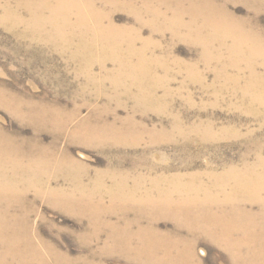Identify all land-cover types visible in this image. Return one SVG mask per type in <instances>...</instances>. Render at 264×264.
<instances>
[{"label":"bare ground","instance_id":"obj_1","mask_svg":"<svg viewBox=\"0 0 264 264\" xmlns=\"http://www.w3.org/2000/svg\"><path fill=\"white\" fill-rule=\"evenodd\" d=\"M240 3L252 13V21L230 10L231 5ZM118 9L130 12L140 27L147 26L158 33L169 30L176 39L198 46L206 63L215 61L222 70L243 65L249 70L246 78L255 102L264 105V78L256 72L257 67L264 68V25L258 20L264 15V0H0V25L20 38L51 44L68 61L76 63L79 74L97 90L96 96H104L102 85L106 78L115 81L116 88L129 79L137 93L130 94L128 87L123 91L135 98L137 106L142 100L153 102L154 95L147 99L143 95L154 91L160 82L157 70L161 64L149 54L151 42L113 22V12ZM139 44L142 46L136 47ZM108 63L113 69H107ZM96 65L100 77L94 73ZM188 70L194 74L193 69ZM6 93L0 92V104L21 121L38 120L40 130L54 125L52 107L33 99L21 106L17 95ZM78 113L76 109L69 119L55 121L56 142ZM135 127L128 119L96 125L84 121L70 134L88 146L127 145L141 139L142 130L130 134ZM3 141L11 145L0 149V264L87 263L61 254L40 234L32 218L43 221V217L24 201V193L33 199L49 196L47 199L57 203L62 212L85 221L88 231L81 236L89 237L85 246L91 252V242L95 241L91 233L117 212L102 208L95 197L115 191L114 202L119 199L124 205L130 201L142 203V236L135 235L140 240L138 251L142 252L144 264H203L195 253L200 239L226 250L234 264H264V156L260 154L252 163L244 161L240 167L222 172L142 176V194L139 183L133 191L119 189L118 184L114 190L103 187L111 191L102 193L97 190L101 180L85 184L83 177L88 168L74 160L68 149L58 151L56 142L45 146L38 137L27 143ZM25 143L28 150L23 149ZM8 169L12 175H7ZM48 174L51 179L44 184ZM63 178L71 182L68 190L48 185ZM159 220L172 222L175 230L160 231ZM113 233L111 243L116 241L123 247L130 242L127 236L131 235L117 238Z\"/></svg>","mask_w":264,"mask_h":264},{"label":"rangeland","instance_id":"obj_2","mask_svg":"<svg viewBox=\"0 0 264 264\" xmlns=\"http://www.w3.org/2000/svg\"><path fill=\"white\" fill-rule=\"evenodd\" d=\"M230 10L244 20L253 19L252 13H248L241 3L231 5ZM258 20L264 25V15ZM113 22L117 26H127L136 31L141 40L152 43H149V54L157 57L161 64L157 70L160 82L154 91L143 96L146 99L155 96L154 101L142 100L137 106L135 98L123 91L128 87L130 94L137 93L129 79H124L116 88L115 81L112 83L106 78L102 85L104 96L98 97L94 86L79 74L76 63L68 61V57L51 44L20 38L0 25V92L17 95L21 106L33 99L52 107L55 121H65L72 112L79 110L56 142L55 121L53 126L40 130L38 120L23 122L0 104V149L11 145L3 140L18 144V141L27 143L38 137L45 146L56 142L58 151L68 149L74 160L88 168V174L83 177L85 184L101 180L97 190L102 193L111 191L103 187L114 190L118 184L119 189L133 191L139 183L142 194V176L150 178L205 170L222 172L232 166L240 167L244 161L252 163L258 154L264 156V105L255 102L254 92L248 88V69L241 65L222 70L215 61L206 63L201 48L176 39L169 30L158 33L147 26L140 27L128 11H114ZM113 67L111 63L107 64L108 70ZM188 69H193L194 74ZM99 72L96 65L94 73L98 77ZM256 72L264 78L263 67H257ZM116 119H128L137 125L130 134L142 130L141 141L138 144L88 146L70 134L84 121L96 125L100 122L109 124ZM198 133L204 138L200 139ZM23 149L28 150V144ZM11 173L8 169L7 175ZM49 179L50 174L45 176L44 184ZM70 183L63 178L52 180L48 185L68 190ZM114 193L95 197L102 208L117 212L91 233L95 238L91 242V252L85 246L89 237L81 236L88 231L85 221L79 222L76 216L62 212L57 203L47 199L49 196L39 199H33L28 193L23 196L24 201L43 217V221L32 218L36 229L61 254L86 264H144L137 237L142 236V203L130 201L124 205L119 199L114 202ZM173 227L167 220H159L157 224L160 231L173 232ZM112 231L117 238L131 235L127 236L128 245L122 247L117 246L116 241L111 243ZM74 234L77 235L74 237ZM196 245V256L203 264H234L228 252L218 245L205 239H200Z\"/></svg>","mask_w":264,"mask_h":264}]
</instances>
